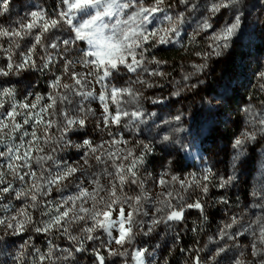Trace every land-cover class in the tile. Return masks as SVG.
Here are the masks:
<instances>
[{"label": "rangeland", "instance_id": "rangeland-1", "mask_svg": "<svg viewBox=\"0 0 264 264\" xmlns=\"http://www.w3.org/2000/svg\"><path fill=\"white\" fill-rule=\"evenodd\" d=\"M209 2L210 0H196L199 6L188 10L185 5L179 3V0H166L165 12L158 13L147 27L150 30L165 27L169 23L164 19L165 15L175 17L180 13L184 15L185 23L181 25L177 43L148 48L146 56L164 63L159 66L146 63L148 72L138 70L139 79L147 82L135 84V87L143 93L141 104L145 112V123L132 122L124 126L122 122L121 126L113 125L111 129L119 137L130 141V147H134L138 141L154 145V151L147 156L143 168L139 169V178L151 197L144 205V210L149 212V216H139L137 219L149 221L153 216L159 215L155 212V208L162 207L158 201L164 199L160 195L164 189L158 187L154 181L169 166V162L172 173L182 178L190 173L201 177L204 169L211 167L215 174L212 183L215 185H218L220 180H227L235 175V179L227 187L210 185L208 195L203 197L205 204L203 216L196 209H188L183 222L176 223L173 227L161 224L150 235L146 236L141 232L136 236L134 244L127 246L128 251L147 249V258L151 264H190L192 252L196 249H203L198 255L207 258V264H236L240 259H243L245 264H259L260 258L251 255L252 246L256 244L257 247L264 249V246L258 244L257 237L252 234L253 231L258 233L255 222L264 216V209L259 206L264 203L260 199V193L264 191V135L257 133L255 141L246 142L242 153L233 147L235 139L243 132L258 129L259 124L256 122L264 116V88L261 87L264 80L260 78V73L264 72V0H239L236 6L221 9L215 16H210L207 11L206 5ZM62 7L61 0H9V11L0 15V27L19 28L17 22L21 20L27 22L33 11H42L46 17L55 18ZM236 15H240L241 22L231 38L229 48L220 56L213 55L206 61L207 68L196 72L193 65L205 63L197 53L211 52L210 37L233 23ZM206 18H209L212 29L198 32V26ZM53 32L55 33L52 37L53 41L56 38H66L68 35L66 30H53ZM25 43L27 40L21 41L22 46ZM0 44L9 47L4 40H0ZM13 51L18 53L20 49ZM49 54L53 63L42 71L28 69L18 74L10 73L7 77H0V87L15 90L13 98L0 97V102L4 103L5 108L11 111L12 105L31 102L35 95L47 97L49 94H54L50 84L57 77H63L64 82L72 83L63 75L60 49L38 47L33 59L41 65ZM0 56H3V59H0V67H3L7 63V54L0 53ZM13 58L17 63L21 61L18 55ZM71 70L86 71L79 64ZM156 70L163 71L166 75H150ZM186 75H189L187 80L184 78ZM136 80L137 73L122 70L115 79L105 83L109 87H128ZM147 84L152 86L148 87ZM100 87L94 81L88 85L89 89L100 90ZM83 90L85 89H81ZM56 91L64 93L62 88ZM177 91L179 95L175 94ZM65 94L68 99L60 103L58 98V111L55 113L42 114L39 113V109L32 113L33 116L40 114L45 121H53L57 125L48 130L47 136L59 138L63 135L64 139L60 141L58 147L52 145L56 147L55 152H51L48 147L45 148V152L53 155L60 167L77 164L78 161L80 164L83 163L82 154L86 150L76 147L82 145L83 140H91L93 146H96L112 139L108 136V129L101 131L103 125L97 127L96 121L100 117L101 109L96 101L84 100L73 92ZM153 99L162 102L154 104ZM43 103L48 104L51 101L45 100ZM81 105H90L96 110L97 115L90 117L86 128L74 127L62 133L58 126H63L65 123L63 113L80 115L77 110ZM124 106L129 109L133 107L127 104ZM246 108L252 111L246 112ZM17 111L23 110L17 108ZM3 114V110H0V116ZM177 115H180L179 121L174 119ZM17 120L22 122L23 116L17 117ZM177 126L182 130L177 131ZM24 127L29 132L35 130L29 125ZM37 134L42 135V130ZM165 134L171 136L175 143H159L158 138ZM30 138L24 139L27 141ZM5 140L7 142V137ZM22 142L19 139L14 141L15 144ZM3 150L5 149L0 148V151ZM103 159L105 163H97L95 159L89 157L82 173L78 172L71 183L66 181L59 190L54 188L52 192L41 198L44 203L36 208H29L34 224L28 225L26 231L13 235L12 229L0 227V264H20L18 257L21 254H23V264H34L38 259L37 250L39 254L52 250L54 257H61L60 260L55 261V264H97V261L91 258L92 249L108 239L106 233L97 232L95 235L98 239L95 241L82 240L81 243L88 250L76 252L74 258L69 257L65 260L63 257L67 253L64 250L75 247L68 234L57 231L48 234L37 233L34 227H42L49 220V216L42 215L41 209H55L68 197L75 196L79 191L77 185L91 190L92 181L99 179L105 187H108L112 178L105 175L104 170L107 169L108 172L115 170L111 167V161H107L106 157ZM6 163L7 161L0 159V164ZM44 167L51 172L57 170L56 164L51 161L46 162ZM33 168L37 172L40 171L34 162ZM3 170L7 172L6 168ZM6 179L11 181L14 192L25 188L26 183H30L28 177L24 182L13 179L11 175H6ZM168 190L174 193L180 191L178 185H172ZM140 192L141 189L137 185L124 186V193L127 195L134 196ZM105 194L101 193V195ZM181 194L185 195L189 202L195 201L201 195L198 190L192 191L190 197ZM223 200H226L227 204L222 203ZM30 203L29 200H16L14 194L5 196L0 200V219L10 220L20 208ZM173 203L177 201L173 200ZM84 207H91V201ZM204 216L207 218L205 219ZM233 217L238 218L240 223L229 229L230 232L247 230L243 231V235H237L234 240H220L217 233L225 224L230 223ZM70 232L78 237L83 235L80 224H73ZM218 245H222L225 251L213 260ZM99 250L106 256L107 264H123L125 258H108L107 249ZM44 264L50 262L46 260ZM129 264L135 262L129 260Z\"/></svg>", "mask_w": 264, "mask_h": 264}, {"label": "snow or ice", "instance_id": "snow-or-ice-1", "mask_svg": "<svg viewBox=\"0 0 264 264\" xmlns=\"http://www.w3.org/2000/svg\"><path fill=\"white\" fill-rule=\"evenodd\" d=\"M180 4L186 6L188 10L196 9L199 5L196 0H179ZM239 0H210L206 5L210 16H215L221 9H229L236 6ZM62 9L56 14L55 18L46 17L44 12L33 11L30 13V19L18 21L19 28L0 27V40H4L9 47L0 44V53L7 54V63L0 67V77H7L10 73L18 74L20 71L28 69L43 70L53 63L52 56L49 54L44 58V62L38 65L33 57L37 54L38 47L60 49V61L63 64V75L67 76L72 83L64 82L63 77H57L52 81L50 87L54 94L47 97L35 95L31 102H21L11 106V111L5 108L4 103L0 102V110L3 115L0 116V159L7 161L6 164H0V200L5 196L14 194L16 200L31 201L26 207L20 208L10 220L0 219V227H6L13 230L12 234H20L27 230L28 225H33L32 215L29 208H36L44 201L42 197L48 195L55 188L59 187L66 181L71 183L72 178L78 172L82 173L84 165L88 164L89 157L95 159L97 163H105L103 159L111 161V167L114 172L104 170V174L110 176L109 186L105 187L99 179L92 181V188L77 185L79 191L75 196L68 197L62 203L58 204L55 209H41L42 215L49 216V220L42 227H34L37 233L48 234L53 231L61 234H68L70 240L75 244L73 249L64 250L67 253L63 259L74 258L76 252H85L86 249L81 243L82 240L95 241L98 236L97 232L107 234L108 239L102 241L97 248L92 249L97 264H107V259L99 250L107 249V257L125 258L123 264H129V260L135 264H151L148 260L147 249H135L128 251V245L134 244L135 238L141 232L144 235H150L161 224L173 227L176 223L183 222L185 212L188 209H196L203 216L205 213V204L203 197L209 193L210 185L213 187H227L235 179V175L227 180H220L218 185L212 183L214 172L211 167L204 169V174L197 177L196 174L190 173L186 177H180L172 173L171 162L165 171L154 181L158 187L164 189L160 194L164 199L158 203L162 207L155 208L159 215L153 216L149 221L137 219L139 216H149V212L144 210V205L151 197L144 189V183L139 178V169L143 168L147 156L154 151L152 143L138 141L134 147H130V141L119 137L112 132V126H128L129 123H145V112L141 104L143 93L135 87L136 83L146 84V81L139 79L138 70L148 72L146 63H154L157 66L164 61L155 60L146 56L150 47L158 45H169L178 42L181 25L185 23V17L182 13L175 17L165 15L164 19L169 21L168 25L155 30H150L147 25L151 24L158 13H164L166 0H61ZM171 7V5H168ZM9 11V0H0V15ZM240 15L235 16L233 23L225 26L220 32L210 37L211 52L197 53L205 61L203 64H194L196 72L207 68V63L213 55L220 56L223 51L228 49L232 36L235 34L240 25ZM212 29L209 18L204 19L198 26V32H207ZM53 30L67 31L66 38H56ZM198 34V33H197ZM31 38V39H28ZM194 39V37H193ZM27 40L23 46L21 41ZM47 41V43H45ZM81 45H84L83 47ZM148 47H145V46ZM14 49H20L18 53ZM18 55L21 61L17 63L13 58ZM75 57V59H73ZM3 59V56H0ZM79 64L86 71H72L71 69ZM127 70L130 73H137V80L128 87H109L106 81L115 79L122 71ZM150 75L165 76L163 71H152ZM185 80L189 79L186 75ZM260 78L264 80V72L260 73ZM99 84L100 90L89 89L88 85L92 82ZM151 87V84H147ZM264 88V84L261 85ZM64 89V93L56 91ZM81 89H85L81 91ZM73 92L84 100L96 101L100 111V117L96 121L97 127L101 131L108 129V136L111 140H105L103 143L93 146L91 140H83L82 145L76 147L83 148L86 151L82 154L83 163L68 164L60 167L56 163L53 155L45 152V148L56 151L60 141L64 139L63 135L59 138L47 136L48 130L55 125L53 121H45L40 114L32 115L34 110L39 109V113L53 114L57 109V101L63 103L68 97L65 93ZM179 95V91L175 93ZM15 90L12 88L0 87V97L13 98ZM45 100L51 103L44 104ZM162 101L153 99L152 103L158 104ZM133 106L131 109L124 105ZM115 107H112V106ZM17 108L23 111H17ZM80 115H70L68 112L63 113L64 125L58 126L60 131L66 132L87 127L90 117L97 115L96 110L90 105H81L77 110ZM246 112L252 111L250 108ZM23 116L22 122L17 117ZM180 120V115L174 118ZM34 120V123H33ZM256 123L259 128L248 132L245 131L241 136L235 139L233 147L242 153L246 142L255 141L257 133L264 135V116ZM29 125L34 127L32 132L27 131L24 127ZM134 126V124H133ZM42 130V135L37 132ZM177 131L182 129L177 126ZM18 134V135H13ZM7 137V142L5 140ZM25 137H31L25 141ZM19 139L23 141L15 144L14 141ZM42 141V143H41ZM158 142L175 143V140L165 134L158 138ZM55 144L56 147L52 145ZM136 149H139L137 151ZM22 150V151H21ZM43 153V155H41ZM51 161L56 164L57 170L51 172L44 165ZM33 162L40 169L39 172L34 170ZM126 162V163H125ZM79 165V166H77ZM7 169L5 172L3 169ZM27 169V171H22ZM6 175H11L13 179L21 182L25 178H30V183L25 184V188L15 191L11 187V181L6 179ZM115 181V182H113ZM137 185L141 189L138 195H127L124 193L125 185ZM178 185L179 192L168 190L170 186ZM199 191L201 194L195 201L189 202L185 195L191 196L192 191ZM101 193H106L101 195ZM261 201H264V191L260 193ZM176 200L177 203H173ZM80 202L79 204L77 202ZM91 201V207H84ZM227 204L226 200L221 201ZM264 209V203L259 205ZM115 214V215H114ZM206 219L207 217L204 216ZM240 223L236 217L231 222L225 224L217 233L220 240L235 239L237 235H243V231L237 232L233 229L234 225ZM258 233L253 231L257 237L258 244L264 246V216L256 220ZM73 224H80L82 236L72 235L70 228ZM251 227V225H249ZM119 246V247H116ZM251 255L259 257V264H264V249L253 244ZM203 249H196L192 252L190 264H207V258L198 255ZM225 249L218 245L215 250L216 256H219ZM34 264H44L47 260L50 264L61 257H54L53 251L49 250L45 254H39ZM23 254L18 259L23 264ZM236 264H245L243 259L237 260Z\"/></svg>", "mask_w": 264, "mask_h": 264}, {"label": "trees", "instance_id": "trees-1", "mask_svg": "<svg viewBox=\"0 0 264 264\" xmlns=\"http://www.w3.org/2000/svg\"><path fill=\"white\" fill-rule=\"evenodd\" d=\"M187 241H188V240L186 239L185 242H187ZM91 258L95 259L93 256H92Z\"/></svg>", "mask_w": 264, "mask_h": 264}, {"label": "clouds", "instance_id": "clouds-1", "mask_svg": "<svg viewBox=\"0 0 264 264\" xmlns=\"http://www.w3.org/2000/svg\"><path fill=\"white\" fill-rule=\"evenodd\" d=\"M240 15H242V13H240Z\"/></svg>", "mask_w": 264, "mask_h": 264}]
</instances>
